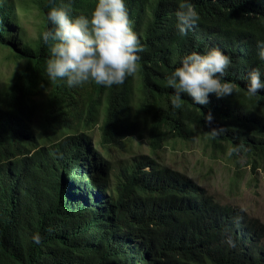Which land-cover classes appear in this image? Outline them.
<instances>
[{
  "label": "trees",
  "instance_id": "obj_1",
  "mask_svg": "<svg viewBox=\"0 0 264 264\" xmlns=\"http://www.w3.org/2000/svg\"><path fill=\"white\" fill-rule=\"evenodd\" d=\"M29 1L41 19L34 40L25 38L14 0L0 6V43L21 61L0 81V264H264L257 219L149 155L111 181L112 165L88 132L99 126L101 144L116 147L147 131L154 150L199 137L264 172V89L250 96L246 87L251 68L264 73L256 56L264 0H191L200 20L186 35L175 26L182 0H126L144 51L138 71L111 88L47 78L40 33L52 5ZM95 2L71 0L73 14H90ZM209 47L231 57L224 79L237 91L210 94L207 105L184 95L183 109H173L166 74L186 53Z\"/></svg>",
  "mask_w": 264,
  "mask_h": 264
},
{
  "label": "clouds",
  "instance_id": "obj_2",
  "mask_svg": "<svg viewBox=\"0 0 264 264\" xmlns=\"http://www.w3.org/2000/svg\"><path fill=\"white\" fill-rule=\"evenodd\" d=\"M6 0H0L3 6ZM47 11L50 27L40 33L47 47L45 71L51 81L60 80L67 87L95 83L105 88L123 84L138 71L140 53L144 46L131 26L126 0H96L90 14H73L71 0H49ZM176 29L186 35L200 20L191 0H182L175 11ZM256 56L264 61V40L256 41ZM232 63L231 57L218 47L203 52L192 50L180 58L179 66L166 74V86L173 90L170 103L173 109H183L182 96L195 105H207L209 95L222 98L236 92L235 85L224 79ZM259 67L247 73V93L256 96L264 89ZM40 234L32 241L41 243ZM225 242L234 246L230 236Z\"/></svg>",
  "mask_w": 264,
  "mask_h": 264
},
{
  "label": "rangeland",
  "instance_id": "obj_3",
  "mask_svg": "<svg viewBox=\"0 0 264 264\" xmlns=\"http://www.w3.org/2000/svg\"><path fill=\"white\" fill-rule=\"evenodd\" d=\"M14 2L25 38L37 39L41 19L35 3L29 0ZM20 66L21 61L15 60L9 49L0 43V81L6 84ZM88 132L92 134V147L98 149L112 165L109 171L113 175L111 181H116L121 169L129 166L135 158L149 155L162 165L189 175L216 201L237 207L245 211L250 219H257L264 225V172L261 169L252 171L246 158L240 159L237 165L228 152L218 151L199 137L190 142L170 138L154 150L147 131H144V137H129L124 145L116 147L101 144L99 126Z\"/></svg>",
  "mask_w": 264,
  "mask_h": 264
},
{
  "label": "bare ground",
  "instance_id": "obj_4",
  "mask_svg": "<svg viewBox=\"0 0 264 264\" xmlns=\"http://www.w3.org/2000/svg\"><path fill=\"white\" fill-rule=\"evenodd\" d=\"M89 160V159H88Z\"/></svg>",
  "mask_w": 264,
  "mask_h": 264
}]
</instances>
